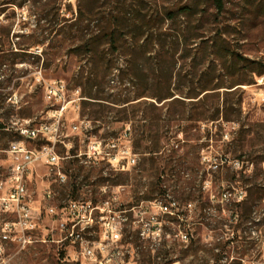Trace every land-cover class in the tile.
Listing matches in <instances>:
<instances>
[{
    "label": "rangeland",
    "instance_id": "obj_1",
    "mask_svg": "<svg viewBox=\"0 0 264 264\" xmlns=\"http://www.w3.org/2000/svg\"><path fill=\"white\" fill-rule=\"evenodd\" d=\"M0 9V180L20 159L11 141L49 143L21 129L60 134L58 168L35 163L26 178L41 214L34 241L9 246L5 264H82L79 243L58 241L62 214L46 211L71 199H109L121 220V240L83 264H264V0H224L220 11L213 0H1ZM60 80L64 98L46 99L45 85ZM93 141L131 145L138 164L115 170ZM155 200L176 201L175 214ZM95 214L91 242L106 221Z\"/></svg>",
    "mask_w": 264,
    "mask_h": 264
},
{
    "label": "built area",
    "instance_id": "obj_2",
    "mask_svg": "<svg viewBox=\"0 0 264 264\" xmlns=\"http://www.w3.org/2000/svg\"><path fill=\"white\" fill-rule=\"evenodd\" d=\"M62 80H60L61 82ZM66 84L61 82L58 86L52 83L45 85V97L48 100H60L64 98ZM65 109L63 105L59 110L62 113ZM56 125L41 124L32 128L21 129L22 134L29 138H36L44 135L49 143L40 148H30L23 139L10 142L7 151L16 154L20 159L13 163L10 176L0 180V215L11 214L12 218H3L0 222V264H5L6 250L11 245H22L34 241L31 233L38 229L41 214L36 215V207L26 185V178L33 164L45 163L51 169L58 168L59 155L55 149L56 141L60 138L57 134ZM78 128L77 125L74 126ZM54 129L56 131L54 132ZM128 132L125 134V136ZM89 148L93 153L103 154L109 164L118 171H127L138 164L137 154L131 145L119 146L117 142H112L110 148L103 149L101 142H91ZM44 161V162H37ZM59 174L66 177L61 171ZM53 197L51 188L44 193V198L50 200ZM161 209L168 213H175L178 207L176 201L164 202L155 200ZM110 200L102 201V206L95 204L91 200L71 199L61 205L50 204L47 207L48 214H62L59 220V228L63 236L58 241L65 243H79L80 251L74 253V259L82 264L84 260L98 261L100 251L103 255L109 250V246L121 240V220L117 219V214L110 208ZM101 209L104 215L101 216L104 222V230L101 239L97 242L86 240L85 233L96 222V210ZM128 219L127 216L123 217ZM46 240V239H45ZM44 240V241H45Z\"/></svg>",
    "mask_w": 264,
    "mask_h": 264
},
{
    "label": "trees",
    "instance_id": "obj_3",
    "mask_svg": "<svg viewBox=\"0 0 264 264\" xmlns=\"http://www.w3.org/2000/svg\"><path fill=\"white\" fill-rule=\"evenodd\" d=\"M1 1V0H0ZM214 1V4H215V6H216V8L220 11V10H222L223 9V7H224V0H213ZM1 10V9H0ZM183 11H186V10H183ZM116 28H114L113 30H111L109 33H107V36H108V43H110V44H112V45H116V43H117V41H118V36H117V30H115ZM96 37L97 36H92V37H89V40H88V42L86 43V45H89V46H91V45H94L95 44V40H96ZM44 43V41L43 40H38L37 41V44H43ZM2 127H5L4 126V124L3 123H1L0 122V128H2ZM175 214V213H174ZM178 214H179V212H178ZM138 232H140V231H138ZM186 236V238H189L190 237V239L193 241L191 244H196L194 241H196V240H194L193 239V237H191L190 235H185ZM220 244H222V242H220ZM249 249H250V247H249ZM202 264H208V263H202ZM213 264H223V263H221V261H220V259L218 258V259H215V262L213 263Z\"/></svg>",
    "mask_w": 264,
    "mask_h": 264
}]
</instances>
